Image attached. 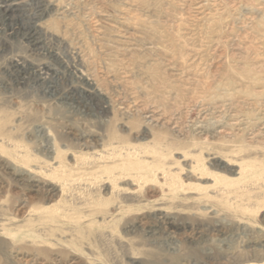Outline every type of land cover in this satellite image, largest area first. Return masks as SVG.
Returning a JSON list of instances; mask_svg holds the SVG:
<instances>
[{"label": "rangeland", "instance_id": "obj_1", "mask_svg": "<svg viewBox=\"0 0 264 264\" xmlns=\"http://www.w3.org/2000/svg\"><path fill=\"white\" fill-rule=\"evenodd\" d=\"M0 264H264V0H0Z\"/></svg>", "mask_w": 264, "mask_h": 264}, {"label": "bare ground", "instance_id": "obj_2", "mask_svg": "<svg viewBox=\"0 0 264 264\" xmlns=\"http://www.w3.org/2000/svg\"><path fill=\"white\" fill-rule=\"evenodd\" d=\"M12 4H13V3H12ZM16 5H17V4H16ZM6 6H7V5H6ZM9 6H10V5L8 4V8H9ZM11 6H12V5H11ZM11 6H10V7H11ZM8 8H7V7H4V9H2V10H3V11H7ZM13 8H14V7H13Z\"/></svg>", "mask_w": 264, "mask_h": 264}]
</instances>
